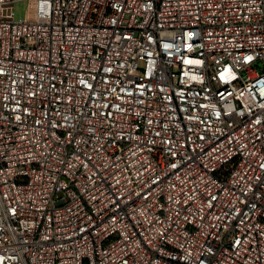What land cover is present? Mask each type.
<instances>
[{"label": "built area", "instance_id": "1", "mask_svg": "<svg viewBox=\"0 0 264 264\" xmlns=\"http://www.w3.org/2000/svg\"><path fill=\"white\" fill-rule=\"evenodd\" d=\"M0 0V264H264V0Z\"/></svg>", "mask_w": 264, "mask_h": 264}, {"label": "rangeland", "instance_id": "2", "mask_svg": "<svg viewBox=\"0 0 264 264\" xmlns=\"http://www.w3.org/2000/svg\"><path fill=\"white\" fill-rule=\"evenodd\" d=\"M29 15V3L26 0L14 4V21H24Z\"/></svg>", "mask_w": 264, "mask_h": 264}]
</instances>
